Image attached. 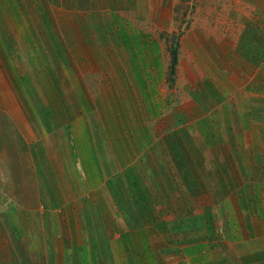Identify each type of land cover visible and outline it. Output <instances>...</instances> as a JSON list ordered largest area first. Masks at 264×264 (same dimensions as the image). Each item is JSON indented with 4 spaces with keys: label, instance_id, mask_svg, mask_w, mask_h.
I'll use <instances>...</instances> for the list:
<instances>
[{
    "label": "crops",
    "instance_id": "obj_1",
    "mask_svg": "<svg viewBox=\"0 0 264 264\" xmlns=\"http://www.w3.org/2000/svg\"><path fill=\"white\" fill-rule=\"evenodd\" d=\"M152 1L154 10L137 7ZM170 2L0 0V49L10 51L8 56L0 53L4 55L0 58V75L6 74L7 79L0 82V187L7 180L3 190L12 196L0 203V264H42L36 248H40V240L45 241V236L36 231L44 227V219L38 216L35 205L44 196L54 192L55 198H64L50 205L57 212L63 211L66 198L75 194L77 180L82 181L79 186L84 192H98L106 199L109 177L122 187L114 188V193H119L116 197L128 195L129 185L134 189L135 177L142 176L141 165L150 160L149 153L156 146L155 132L161 128L165 132L166 124L167 128L170 126L169 117L175 112L172 93H179V107L174 105L180 113L202 108V114L212 115L215 120L219 117L221 95L225 96L221 93H230L231 98L233 93H250L244 98L252 96L256 103L251 111L258 125L254 130L260 135L263 130L264 135V57L236 59L231 72L222 74L218 37L214 41L209 31L201 34L194 28L193 36L180 40L183 47L178 52L171 88L166 39L174 30ZM34 61L38 63L37 75L28 77L27 67L22 66H31ZM47 65L52 73L47 67L51 75L40 81L39 73L45 75ZM35 78L37 82L32 81ZM244 81L247 82L242 91ZM32 86L37 87L38 95L41 90L46 91L45 108L36 106L34 101H23L26 93H34ZM228 104L232 107L229 96ZM94 115L102 124L92 121L89 138L76 132L77 122L90 125ZM92 129H99V136L104 135L105 141L108 131H114L115 140L119 141L115 144L116 160L123 155L121 140L128 143L133 139V133L128 135L127 131H135L137 136L144 134L142 140L135 134V144L127 151L131 152V164L124 168L106 158H97L95 149V159L91 151L80 150V144L99 145L97 132ZM75 142L77 148L73 150ZM135 145L139 148L134 149ZM84 152L90 154L92 165L79 160ZM109 166L116 171L109 174ZM2 168H6L8 175L1 173ZM60 168L65 173H55ZM221 191L227 193V199L231 196L236 201H217L206 207L203 202L178 201L163 214L166 219L187 225L183 233L153 232L152 224L142 219L145 214L137 211L144 209L143 205H135V212L132 210L127 217L135 229V243L123 247L124 263L264 264V185L222 187L214 192ZM59 204L62 209H58ZM95 221L89 225H96ZM193 221L191 226L189 222ZM65 226L69 228L68 221ZM86 235H73V239L62 236L61 242L80 239L83 244L77 251H90L91 243H109L106 256L112 259L110 240L97 232ZM61 242H48L51 256H55L54 248L61 246ZM77 247L71 246L72 251ZM101 255L103 251L93 254Z\"/></svg>",
    "mask_w": 264,
    "mask_h": 264
},
{
    "label": "rangeland",
    "instance_id": "obj_2",
    "mask_svg": "<svg viewBox=\"0 0 264 264\" xmlns=\"http://www.w3.org/2000/svg\"><path fill=\"white\" fill-rule=\"evenodd\" d=\"M44 1L49 2V0ZM168 2L171 3L170 10L172 11L174 30L172 34L167 35L166 39L169 44L170 62L172 51L174 49L176 51L175 66H177L178 52L183 47L180 40L193 36L194 34L191 31L194 28H196V33L200 32L202 34L209 31L210 35H213L214 41L218 37L222 74L225 73L226 75L231 72L232 69L230 68H233L237 63L236 59L237 61L239 58L257 60L259 57H264V0H168ZM137 7L143 10L155 9L153 8V1L150 5H137ZM135 9L137 8L135 7ZM163 10L168 11L167 8ZM19 52L25 53V50ZM19 52L17 57L20 58ZM0 53H5L8 56L10 51H1L0 49ZM0 58H4V55L0 54ZM37 64V61H34L31 66L29 64L22 66V68L27 67L28 77L37 75ZM47 67L52 73L50 65L45 66V75L42 72L39 73L40 81L49 79L51 74ZM169 69L168 82L172 88L176 77L175 67L173 71L170 66ZM3 80H7L6 74L5 77L0 75V82ZM32 81L37 82L36 78ZM247 81H244L242 91ZM18 82L23 84L24 81L19 80ZM36 88L32 86L31 91L34 93H26V96H22V99L31 104L34 101L36 106L45 108L47 99L44 95H46V91L44 93L41 90L38 95ZM51 94L53 95V93ZM221 94L225 96L221 95L219 117L217 116L218 120H215V118L211 119L212 115L202 114L200 111L202 108L199 111L197 109L192 111V108L191 111L180 113L176 110L179 109V93H172L173 102L171 104H173V111L175 110V112H172L169 117L170 126L167 128L166 124L165 132L162 128L155 132L156 146L149 153L150 160L141 165L142 169H139V173L142 176L135 177V188L133 189L129 185L128 195L123 193L121 194L122 197H116L119 196V193H114V188L122 190V187L117 184L116 179L109 177L105 194V197L108 198L106 199L101 198L98 192H84V188L79 186L82 181L75 180V186L73 183L75 194L74 196L70 194V198H66L63 211L57 212L56 208L50 207L55 202H61L64 199L55 198L57 195L54 192L44 196V199L36 203L37 214L38 216L42 215L44 219V227L41 226L36 233L45 236V241L40 240V248H36L41 258H38V261L41 260L42 264H58L54 262L56 261L54 258L52 260V257H56L60 264H109V262L125 264L123 247H130L132 243H135L134 238H132L135 235V229L130 226L131 220L129 221L127 218L129 213L132 215V210L135 212V205L137 206L140 203L143 205L144 209H138L137 211L140 214H145L146 220L142 219L146 221L145 223L152 224L151 230L153 232L183 233L186 232L187 225L180 224L179 220L166 219L163 215L169 211V208L174 207V203L178 201H198L203 202L206 207L209 203L217 201L234 202L236 200H232L231 196L227 199L226 192L214 191H218L222 187L240 188L242 186L264 185V135L263 130L261 135L254 130V127L258 125L253 121V114L251 113L254 110L252 105L256 103L253 102L252 96L249 99L244 98L245 94L250 96V93H233L232 98L230 93L228 95L227 93ZM228 96L232 107L228 104ZM243 102H246V106H243ZM1 104L2 101H0V106ZM35 115L44 116V114ZM90 121V125L88 122H84L87 124L85 129H83L84 123L77 122L76 132L80 131L81 135L89 138L88 130L92 121L99 125L102 124L97 115L91 117ZM92 130L97 132L96 135L99 136V129ZM92 130H90V134ZM108 133L107 141H105L104 135H100L96 137L99 142L98 146L93 147L87 143L86 146L80 144V150L82 148L87 152L91 151L93 158L97 154V158H106L109 163L122 165L125 168L126 165L131 164L129 158L131 152L127 154V151H130L131 146L135 144V134L140 139L144 134L137 136L135 131H127L128 135L133 133V139H129L128 143L121 140L123 145L120 148L123 150V155L118 156L119 158L116 160L115 148L117 147L115 144L119 141L115 140L114 131H108ZM80 141L81 136L79 135ZM76 145L75 142L73 150L77 148ZM136 148L138 149L139 146L135 145L134 149ZM87 152H84L86 153L85 157H82L81 154L80 157L82 158H79V160L82 159L86 165H92V159H88L90 154ZM87 159L89 162H86ZM79 160H77L78 164L80 163ZM108 171L110 174L115 172L116 169L114 168L113 171L112 166H109ZM59 172L65 173V170L60 168L55 173ZM69 172H71L70 175L73 174L74 169L72 168ZM1 173L8 175L6 168H2ZM3 184L0 187V203L2 201L7 202L8 196L12 198L11 194H7L6 190H3ZM124 190L127 191L125 188ZM1 191L5 194H2ZM2 198L5 200H1ZM67 204L69 205L67 206ZM58 209H62L60 204ZM64 210L66 215H63ZM93 219H96L98 224L95 221L96 225H89L92 224ZM6 220L8 223V217ZM73 220H75V227H73ZM67 221L69 228L65 226ZM99 223L102 224L99 225ZM189 224L193 226L194 221L189 222ZM85 227L86 229H84ZM183 228L185 229L183 230ZM91 232L92 234H96V232L97 234H103L105 240H110V246H113L110 249L113 252L112 259L109 257L110 255L106 256L109 243H91L89 244L90 252L85 251L83 248L81 251H77L81 249L79 245L83 244L80 239L61 242L62 236H71L73 239L74 236L79 234L87 236L86 233ZM33 236L35 237L34 233ZM51 239H56L62 244L58 247L54 246L55 256H51V247L48 249V242ZM30 243L31 241H29ZM75 244L78 247L75 248V251H72L71 246ZM68 250L70 252H67ZM99 251H103V255L94 257L93 254L97 255Z\"/></svg>",
    "mask_w": 264,
    "mask_h": 264
},
{
    "label": "trees",
    "instance_id": "obj_3",
    "mask_svg": "<svg viewBox=\"0 0 264 264\" xmlns=\"http://www.w3.org/2000/svg\"><path fill=\"white\" fill-rule=\"evenodd\" d=\"M175 64H176V51L174 49L172 51V53H171V62H170V68H171L172 71H173V69L175 67Z\"/></svg>",
    "mask_w": 264,
    "mask_h": 264
}]
</instances>
